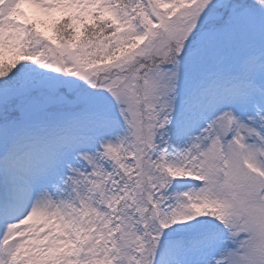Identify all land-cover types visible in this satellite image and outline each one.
<instances>
[{
  "label": "snow or ice",
  "instance_id": "obj_1",
  "mask_svg": "<svg viewBox=\"0 0 264 264\" xmlns=\"http://www.w3.org/2000/svg\"><path fill=\"white\" fill-rule=\"evenodd\" d=\"M0 264H264V0H0Z\"/></svg>",
  "mask_w": 264,
  "mask_h": 264
}]
</instances>
